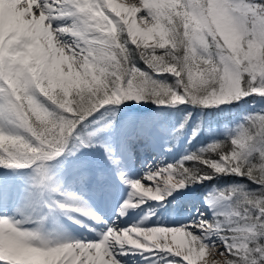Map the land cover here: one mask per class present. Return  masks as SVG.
Returning a JSON list of instances; mask_svg holds the SVG:
<instances>
[{
  "label": "snow or ice",
  "instance_id": "obj_1",
  "mask_svg": "<svg viewBox=\"0 0 264 264\" xmlns=\"http://www.w3.org/2000/svg\"><path fill=\"white\" fill-rule=\"evenodd\" d=\"M0 264H264V0H0Z\"/></svg>",
  "mask_w": 264,
  "mask_h": 264
},
{
  "label": "rangeland",
  "instance_id": "obj_2",
  "mask_svg": "<svg viewBox=\"0 0 264 264\" xmlns=\"http://www.w3.org/2000/svg\"><path fill=\"white\" fill-rule=\"evenodd\" d=\"M215 119V117L213 118ZM186 146V143H181L179 144L176 148L173 149V153H170V154H167V157H166V162H170L172 161L173 159H178L179 158V153H181L184 149V147ZM198 146V145H197ZM188 147H192V146H188ZM194 150V149H193ZM148 163H152V160H148L147 161ZM140 166L139 165H136L135 166V169L137 171H139V168ZM131 174H136V172H133ZM220 257H217V260H219Z\"/></svg>",
  "mask_w": 264,
  "mask_h": 264
},
{
  "label": "bare ground",
  "instance_id": "obj_3",
  "mask_svg": "<svg viewBox=\"0 0 264 264\" xmlns=\"http://www.w3.org/2000/svg\"><path fill=\"white\" fill-rule=\"evenodd\" d=\"M139 168H140V167H139ZM139 168H138V169H139ZM130 174H131V173H130ZM137 218H138V217H137ZM173 219H174V218H173ZM69 223H70V222H69Z\"/></svg>",
  "mask_w": 264,
  "mask_h": 264
}]
</instances>
